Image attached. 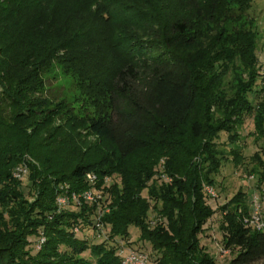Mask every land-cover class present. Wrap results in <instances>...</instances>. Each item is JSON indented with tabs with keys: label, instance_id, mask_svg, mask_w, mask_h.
I'll use <instances>...</instances> for the list:
<instances>
[{
	"label": "trees",
	"instance_id": "16d2710c",
	"mask_svg": "<svg viewBox=\"0 0 264 264\" xmlns=\"http://www.w3.org/2000/svg\"><path fill=\"white\" fill-rule=\"evenodd\" d=\"M62 1L0 0V40L2 34L11 29L10 23L14 28L25 25L26 30L53 29L61 34L66 28L58 26L66 20L57 18ZM234 1L226 0V3ZM236 1L237 8L226 7L229 20L240 19L250 9V0ZM111 2L107 11L92 14L100 19L106 17L105 23L108 20L107 26L112 37L119 36L115 41H110L112 37L107 40L115 48L119 63H109L100 78L95 79V75H91L88 80L93 87L95 85L100 88L92 95L93 87L86 85L88 95L92 97L90 103H94L96 107V112L87 119L88 129L91 134L108 143L111 156L120 162L139 151L155 148L157 140L161 144L163 155L168 157L165 174L170 181L161 183L158 179H153L156 162L151 159L149 164L142 162L133 170L121 168L118 173L123 176L124 187L122 190L115 187L112 195L110 190L111 197L60 211L56 203V181L47 183L40 180L36 170L32 168L25 187L23 181L13 178L11 169L4 174L0 183V205L5 208L4 216L9 221L6 225L5 217L0 215V256L3 255V259L8 260L6 264H24L19 255L12 252L15 244L21 245L23 242L24 253L29 257L26 261H39L40 257L51 255L52 258L67 259L62 260L63 264H121L119 251L124 247H133L130 229L135 227L141 232L139 240L150 244L151 249L156 252L157 264H218L199 240L205 225L216 214L205 188L208 186L217 190L215 178L221 167L231 156L238 157L235 155L239 152L237 148H231L228 153L220 149L218 141L221 134H228V140L232 144L236 143L239 139L237 123L238 127L241 126V117L251 114L256 139L260 140L264 136V88L255 90L261 75L257 70L256 41L248 46V55L251 56L248 57L249 63L242 56L244 46L239 40L234 49L233 46L227 47L226 51L216 53L210 60L203 57L201 44L205 41V35L209 34L207 26L216 24L217 17L225 6L224 0H188L186 12L194 8V16L170 18L164 27L151 24L150 29L147 28L148 41L126 37L125 27L119 20L123 19L125 24L131 23L122 16L119 18L118 13L117 17L112 18L110 13L124 3L119 0ZM85 7L86 11L91 9L85 0H75L67 12L69 19L78 18L81 9ZM89 11L91 13L92 10ZM20 30L25 31L24 28ZM72 31L68 30L67 37L60 44L64 47L65 42H70V48L62 51L71 54L74 50H80L82 45L81 34ZM88 36L91 44L101 43L96 33L90 31ZM50 55L51 53H47L45 60H42L43 55L40 54L35 63L40 65L50 61ZM2 57L0 53V58ZM70 58L67 60H72L74 56L71 55ZM54 59L55 56L52 61ZM65 62L64 59L59 60L58 64L65 68ZM239 65L248 69V72L241 74L238 71ZM3 68L1 65L0 107L19 103L20 107L28 106V111H35L30 108V104L33 105L36 98L30 96L25 104L19 102L15 91L20 88L21 83L18 81L14 85H7L4 80L8 70H2ZM206 69L209 70L207 102L197 84L198 73ZM215 69L219 71L216 73ZM231 71L234 79L230 80L227 89L222 90L220 77ZM33 72L35 70H32L30 76ZM229 92L232 95L229 96ZM28 94L31 95V91ZM205 103H208L210 112L215 106L213 114L224 118L216 127L209 126V132L205 131L198 118L190 122L192 114L205 107ZM35 106L36 104L33 105ZM22 111L25 114L27 109ZM187 136L194 140L207 136L198 157H204L202 161L208 164V168H199V164L191 162L193 154L190 153ZM17 150L18 153L11 157L8 164L13 162L15 166L20 165L22 158L29 156L28 149ZM2 157L0 155V166L6 165L5 160H8ZM253 158L257 160L258 166L252 167L248 173L255 176L257 189L260 190L264 187V161L258 153ZM91 173L101 180L108 176L107 169L100 168L95 162L79 164L71 172L70 180L68 179L72 185L71 192L89 190L86 177ZM177 175L181 178L176 177ZM34 191L38 192L37 200L28 205L27 195L31 196ZM145 191L146 198L143 197ZM248 196L247 192L240 190L230 201L217 207L222 216V244L225 249L233 252L236 250L228 264H257L264 261V231H254L244 223L251 210ZM24 204L28 209L23 207ZM102 208L108 209V213L105 215V211L101 218L108 238L100 245H93L89 239L77 238L76 234L85 230L98 233L95 225L99 213H103ZM151 210L159 217H150ZM152 222H155L153 226ZM10 223L11 228L8 227ZM41 235H46L45 242L40 251L36 249V255L33 256L28 251L32 243L29 238ZM94 237L97 238L95 234ZM132 249L147 254L134 247Z\"/></svg>",
	"mask_w": 264,
	"mask_h": 264
},
{
	"label": "rangeland",
	"instance_id": "374dc122",
	"mask_svg": "<svg viewBox=\"0 0 264 264\" xmlns=\"http://www.w3.org/2000/svg\"><path fill=\"white\" fill-rule=\"evenodd\" d=\"M74 1L63 0L59 7L57 18L60 17L61 20L66 18V20L58 26L68 28L63 29L61 34L54 32L53 29H45L44 31L40 29L26 30L25 25H21L25 30L23 32L20 27L14 28L15 26L12 23H10L11 29L7 33L2 34L0 53H2L3 57L0 58V64L4 67L2 70H8L4 81L7 85H14L20 81V88L15 91L16 98L19 99V102L25 104L27 98H30V96L35 97L33 105L36 104V106L33 107L30 104V108L35 111H28V106L22 105L20 107L19 103L0 107V155L3 156L2 158H8L5 163L8 164L11 157L18 153L17 148H25L28 149L27 152L30 151L28 153L29 156L25 155L22 158L20 165L15 166L12 162V165L0 166V183L3 181V176L7 171L11 169L14 171L18 167L25 165L27 173L22 179L18 180L23 181L25 187L27 186L26 181L30 176L31 169L34 168L37 177L41 178L40 180H44L47 183L56 181L55 188L58 191L56 199L59 195L73 196V194H82L83 192H71L72 185L69 183L71 172L79 164L95 162L100 168L107 169L108 172V176L103 180L98 177L96 195L99 197L100 202L109 196L111 197L112 190H115V187H118L119 190L123 189V176L118 173L121 168L133 170L142 162L149 164L151 159H155L156 162L153 179H158L161 183L162 181L169 182L170 179L165 174L167 172L168 157L163 155L161 144L157 140L155 141V148L149 151H139L127 160L120 162L111 156V149L108 143L89 131L87 119L96 112V107L94 103H90V98L92 97L88 95L86 85L93 87L88 82L90 76L95 75V79L100 78L102 72L107 69L106 65L109 63L118 65L119 60L117 59L119 56L110 42H107L112 37L107 26L108 20L105 23L107 18L100 19L95 17L96 14H92L94 12L107 11L111 7V0H85L91 6V9L86 11L87 7H85L81 9L78 18L69 19L67 12L70 10L71 4H74ZM119 1L124 3L123 6L121 4L119 7H115L114 12L110 13L112 18L117 17L118 13V17L122 16L131 23L125 24L123 19L119 20L120 24L125 27L124 33L126 37H135L148 41L147 33L151 24L164 27V24L170 18L179 17L180 15L194 16V8L186 12L188 0ZM224 1L225 6L221 9L216 24L207 26L209 34L205 35V41L201 44L202 55L207 60H210L216 53L226 51L227 47L233 46L234 49V45L239 40V43L244 46L242 56L248 59L245 62L249 63L250 58L248 57L251 56L248 55V46L253 45V42L256 41L255 47L258 54L257 70L261 75L256 83L257 87H255V90L260 91V89L264 88V0H250L249 11L238 20H229L226 16V7L237 8V1L235 0L230 4H227L226 0ZM125 3L129 4L126 5ZM89 10L93 12L91 11L90 13ZM110 10L112 11V8ZM112 18L110 17V19ZM20 24L23 23L20 22ZM82 25H85V27L81 28ZM69 29L73 30L72 32L74 33H80L82 38V49L80 47V50H74L72 54L71 52L62 51L68 47L70 48V42H65L64 47L60 46L63 43L62 39L67 37ZM90 31L99 36L100 44L93 45L90 43L88 36ZM118 37L114 35L110 41L112 39L115 41V38L117 39ZM47 53H51L50 61L37 65L35 59L40 58L39 55L42 54V60H45ZM71 55L74 58L68 61L67 59H71ZM53 56H55V59L52 61ZM63 59L66 61L64 63L65 68L58 64L59 60L63 61ZM32 70H35V72L30 76ZM215 71L217 73L219 70L215 69ZM238 71L241 74H245L248 69H244L239 65ZM208 72L209 70L206 69L197 75V84L201 87L205 102L209 99ZM220 78L222 90L227 89L230 85V80L234 79L232 71L227 75H222ZM99 89L94 85L91 92L92 95H94V92H98ZM29 91H31V95L28 94ZM228 94L229 96L232 95L230 92ZM250 96L252 95L250 94ZM208 106V103H205V107L199 108L190 118V122L198 118L206 132H209V126L216 127V124L224 121L221 115L213 114L216 110L215 106L212 107L211 112ZM21 108L27 109L25 114ZM210 117L211 120L209 121ZM240 120L243 124L239 127V123L236 125L239 137L236 143L232 144L228 140V134L223 133L220 135L218 141L220 149H224L228 153L231 148H237L239 152L235 153V155H238V157L231 156L228 162L223 164L219 175L215 178L217 182L216 191L220 197L216 202H211V205L216 210V214L207 222L204 232L199 236L201 246L214 257L218 264H228L236 253V250L233 252L231 249H225L222 244L223 234L220 230L222 216L218 208L234 198L240 190L247 192L249 196L252 195L257 186L255 180L249 181V177L253 174H249L248 170L258 166L257 160L253 158L256 153L264 161V136L260 140L256 139L253 116L245 114ZM206 138L207 136L199 140H194L189 136L186 138L190 145V153L193 154L191 162L199 164V168H208V164L202 161L204 157H198L202 149V143ZM37 197L38 192L36 191L31 196L27 195L26 200L29 203L27 204H33ZM143 197H147L146 191L143 192ZM74 205L76 204L71 202L68 208ZM23 207L28 209L25 204ZM4 210L5 208L0 205V215L2 214L3 218L5 217L4 222L7 225L9 221L4 216ZM102 210L103 213H99L100 218L103 217L105 211V215L108 213V209L104 210L102 208ZM154 216L159 217L155 211L151 210L150 217ZM8 227L11 228V223ZM95 228L99 233L85 230L77 233L76 237L89 239L93 245H100L104 242V239L108 238L106 228L101 231L97 223ZM130 232L132 235L131 242H133L131 246L139 251H145L148 254L149 264H157L156 260L158 257H156V252L151 249L150 244L139 240L141 236L140 230L132 227ZM94 234L96 236L101 235L102 238H95ZM44 236L46 235L29 238L32 241L28 247L31 255H36L35 247L38 245L37 242ZM15 245L12 252L19 255L24 264H48L49 262L63 264L61 263L63 262L62 260H67L46 255L40 257L39 261H26L29 257L24 253L23 247L25 243L22 242L21 245ZM224 252H227V254H224ZM127 255L128 251H125L123 257H127ZM6 262L8 260L6 258L3 259V255H1L0 264H6ZM257 264H264V261Z\"/></svg>",
	"mask_w": 264,
	"mask_h": 264
},
{
	"label": "built area",
	"instance_id": "2783aa9c",
	"mask_svg": "<svg viewBox=\"0 0 264 264\" xmlns=\"http://www.w3.org/2000/svg\"><path fill=\"white\" fill-rule=\"evenodd\" d=\"M27 173L25 165L18 167L12 172L14 179H22L23 176ZM255 176L252 175L249 177V181L255 180ZM168 180V179H167ZM87 183L90 185V189L82 194H73V196L59 195L56 199V203L62 211L70 206L71 202H74L77 206H81L83 203H97L99 202V197L96 195L98 185V177L96 174L91 173L86 177ZM205 192L211 198L212 202H216L219 199L217 191L212 187H206ZM250 214L244 220V223L254 231L263 232L264 231V187L263 189H255L250 198ZM155 222H152L153 226ZM97 226L102 231L103 226L101 224L100 215L97 217ZM78 232V229L75 230ZM98 232V231H97ZM99 233V232H98ZM97 238L100 239V235H97ZM45 242V238L42 237L36 246L37 251H40L42 244ZM128 251L127 257H123L124 252ZM227 254V252H224ZM119 257L121 258V264H149L147 254L138 252L132 248L124 247L119 251Z\"/></svg>",
	"mask_w": 264,
	"mask_h": 264
},
{
	"label": "crops",
	"instance_id": "0c3cea01",
	"mask_svg": "<svg viewBox=\"0 0 264 264\" xmlns=\"http://www.w3.org/2000/svg\"><path fill=\"white\" fill-rule=\"evenodd\" d=\"M253 191V190H252ZM253 194V193H252ZM252 196V195H251ZM251 196H248L249 198H251Z\"/></svg>",
	"mask_w": 264,
	"mask_h": 264
}]
</instances>
